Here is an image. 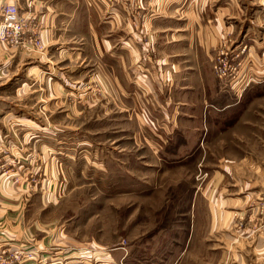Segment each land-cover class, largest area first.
<instances>
[{
    "label": "rangeland",
    "instance_id": "1",
    "mask_svg": "<svg viewBox=\"0 0 264 264\" xmlns=\"http://www.w3.org/2000/svg\"><path fill=\"white\" fill-rule=\"evenodd\" d=\"M118 1L141 52L140 85L122 91L96 58L90 76L78 68L69 78L81 81L64 84L38 57L48 45L33 0L0 3V30L7 3L23 26L22 43L0 39V264H264V87L235 91L234 111L180 107L195 137L168 138L172 121H150L162 108L141 81L158 65L157 33L144 0ZM6 28L0 38L14 37ZM196 142L179 161L178 147ZM210 194L225 199L216 213Z\"/></svg>",
    "mask_w": 264,
    "mask_h": 264
},
{
    "label": "crops",
    "instance_id": "2",
    "mask_svg": "<svg viewBox=\"0 0 264 264\" xmlns=\"http://www.w3.org/2000/svg\"><path fill=\"white\" fill-rule=\"evenodd\" d=\"M10 1L0 0V3ZM14 1L21 8H26L28 3V0ZM32 5L31 11L48 45L38 57L51 62L52 71L56 70L52 74L65 82L62 83L72 87L88 72L90 76L94 68L92 60L96 58L108 70L101 66L104 75L115 71L113 78L108 80L113 90H125L127 84L131 88L140 85L137 77L141 52L133 37L131 14L125 3L118 0H33ZM144 6L147 26L157 33L152 34L151 41L156 44L160 57L157 66L150 62V77L141 78V81L150 87V107L162 108V112L150 114V121H172L168 138L174 139L175 134L182 139L194 136L191 126L195 119L192 121L179 113L180 107H192L197 102L201 106L207 100L219 103L221 111L230 108L234 111L241 102L234 96L235 91L262 90L264 0H144ZM219 48L227 49L237 67L238 77L230 84L225 83L228 78L224 80L213 75V61ZM3 54L7 66L11 60L15 62V58L10 60V52ZM6 68L4 65V71ZM78 68L82 69L81 80L69 78ZM168 83L175 86L172 91ZM200 145L201 142L178 145L179 161L192 156ZM198 199L196 192L192 202ZM232 199L238 202L243 198L235 196ZM205 202H212V212L216 213L215 209L218 210L225 199L210 194Z\"/></svg>",
    "mask_w": 264,
    "mask_h": 264
},
{
    "label": "built area",
    "instance_id": "3",
    "mask_svg": "<svg viewBox=\"0 0 264 264\" xmlns=\"http://www.w3.org/2000/svg\"><path fill=\"white\" fill-rule=\"evenodd\" d=\"M2 11L4 14V25L2 30H0V37L5 36V28L11 27L14 30V37L8 38H0L2 41L13 43V44H20L23 42V38H18L23 31V26L19 22V15L17 11V5L7 3L4 8L2 7ZM6 28V29H7ZM9 36V34H8ZM38 44L40 45L41 42L37 39ZM214 71L219 77H226L229 78L230 76H236L237 67L232 62L231 58L228 55V51L225 49H220L218 51L217 57L214 62Z\"/></svg>",
    "mask_w": 264,
    "mask_h": 264
}]
</instances>
